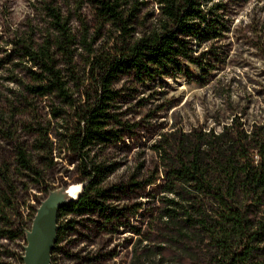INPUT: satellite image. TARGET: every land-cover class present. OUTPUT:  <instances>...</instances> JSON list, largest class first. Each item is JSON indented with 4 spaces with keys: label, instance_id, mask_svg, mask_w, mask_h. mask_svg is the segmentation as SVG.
<instances>
[{
    "label": "rangeland",
    "instance_id": "obj_1",
    "mask_svg": "<svg viewBox=\"0 0 264 264\" xmlns=\"http://www.w3.org/2000/svg\"><path fill=\"white\" fill-rule=\"evenodd\" d=\"M48 1L0 0V166L10 171L17 196L7 213L17 207L26 222L24 239H9L5 235L9 229L0 220V264H23L27 237L48 200L72 185L90 182L91 167L75 150L80 128L75 110L24 88L29 84L28 70L34 68L23 57L22 45L35 48L54 36L43 11ZM55 1L68 20L73 62L82 84L68 86L85 109L87 92L94 89L96 60L104 62L115 55L122 40L113 24L96 17L91 0ZM122 1L128 8L134 0ZM136 1L129 41L152 28L159 14L153 0ZM214 2L223 6L220 13L227 32L212 45L216 56L210 57L207 73L186 65L180 74L140 82L128 72L115 82L111 112L118 123L111 122L109 128L118 142L89 148V159L102 169L97 194L79 216L57 212L49 264H179L153 250L158 242L144 240L149 232L155 236L164 200H176L164 192L160 146L193 129L219 134L233 119H239L247 132L254 124H264V0ZM83 28L92 54L81 45ZM56 60L63 68L60 57ZM39 131L46 132L47 140L39 137ZM38 140L52 143L50 157L36 149ZM15 145L27 152L39 179L14 172Z\"/></svg>",
    "mask_w": 264,
    "mask_h": 264
},
{
    "label": "trees",
    "instance_id": "obj_2",
    "mask_svg": "<svg viewBox=\"0 0 264 264\" xmlns=\"http://www.w3.org/2000/svg\"><path fill=\"white\" fill-rule=\"evenodd\" d=\"M153 1L159 12L156 24L129 41L137 1L124 8L127 3L122 0H91L96 17L113 24L122 41L115 55L104 62L96 60L94 89L87 92L85 109L68 86L70 83L80 88L82 84L73 62L68 20L55 6V0L44 2L43 7L54 33L52 40L35 48L22 45L23 57L34 68L28 70L25 90L31 95L55 98L75 110L80 126L75 150L81 162L91 167L90 182L75 202L59 208L58 216L81 215L89 206L88 200L97 194L95 185L102 169L89 159L88 151L93 145L118 142L117 134L109 128L111 122L118 123L111 112L117 96L113 86L118 78L133 72L143 82L180 74L186 65L207 73L210 57L216 56L212 45L227 32L220 13L223 6L214 0ZM83 29L81 45L92 54ZM203 45L208 46L199 51ZM57 57L63 68L58 67ZM40 136L47 140L45 131ZM47 143L38 140L35 147L50 157L52 143ZM14 149V172L39 179L27 152L18 145ZM158 152L162 154L166 180L164 192L176 200H164L155 236L149 232L144 237L147 242H158L153 250L163 258L174 257L179 264H264V124H254L247 132L239 119H233L219 134L193 129L160 146ZM16 198L10 171L0 166V220L9 229L7 238L24 239L26 222L22 214L17 207L12 214L7 213L15 206ZM174 249L192 254L194 261Z\"/></svg>",
    "mask_w": 264,
    "mask_h": 264
},
{
    "label": "water",
    "instance_id": "obj_3",
    "mask_svg": "<svg viewBox=\"0 0 264 264\" xmlns=\"http://www.w3.org/2000/svg\"><path fill=\"white\" fill-rule=\"evenodd\" d=\"M83 185L81 186V191ZM80 191V194H81ZM65 192L52 196L43 207L42 212L35 218L32 229L27 237V245L24 248L23 264H49V258L53 244L56 241V214L59 208L75 202V199H67ZM64 198L65 201L59 203L55 210L50 212L49 206L56 199Z\"/></svg>",
    "mask_w": 264,
    "mask_h": 264
},
{
    "label": "bare ground",
    "instance_id": "obj_4",
    "mask_svg": "<svg viewBox=\"0 0 264 264\" xmlns=\"http://www.w3.org/2000/svg\"><path fill=\"white\" fill-rule=\"evenodd\" d=\"M81 191V186L80 185H72L70 186L66 192H65V196L67 199H75L77 197L78 194H80ZM65 199L64 198H59L56 199L55 201H53L50 206H49V211L52 212L55 210V207L61 203L64 202Z\"/></svg>",
    "mask_w": 264,
    "mask_h": 264
}]
</instances>
